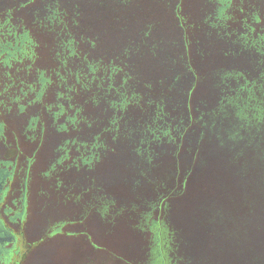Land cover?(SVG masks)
Segmentation results:
<instances>
[{
	"label": "trees",
	"instance_id": "obj_1",
	"mask_svg": "<svg viewBox=\"0 0 264 264\" xmlns=\"http://www.w3.org/2000/svg\"><path fill=\"white\" fill-rule=\"evenodd\" d=\"M216 7L0 0L4 135L43 152L75 216L123 225L130 255L105 248L120 264L165 240L180 262L198 232L212 247L203 218L264 217V0Z\"/></svg>",
	"mask_w": 264,
	"mask_h": 264
},
{
	"label": "flooded vegetation",
	"instance_id": "obj_2",
	"mask_svg": "<svg viewBox=\"0 0 264 264\" xmlns=\"http://www.w3.org/2000/svg\"><path fill=\"white\" fill-rule=\"evenodd\" d=\"M215 1L217 5L216 15L221 16L228 9L231 0ZM263 27V24L260 25L261 31H263ZM260 36L261 38L258 40L264 44V33H261ZM10 142L14 145H10ZM22 142L20 141V144ZM34 160L33 152L29 156H23L18 138L13 135L6 137L0 123V264H21L29 254L33 255L34 263H38V259H42L47 248L57 249L60 241H66L68 247L62 249L67 251V255L63 260L57 261L58 264H90L89 251L93 249H97L99 254H108L105 251L106 247L98 245L95 242V236L90 232V223H96L95 228H101L96 220L90 219L86 215V210H83L81 217L74 215L73 207L76 206L74 202L78 204L79 200L71 199L65 203L61 197L59 212L52 211L50 208L51 214L42 216L38 200L41 198L44 189H47V186L43 185L42 189L39 190L41 194L32 204V187L36 180L38 183L45 181V184L47 178H50L51 186L58 187L56 171L51 170L52 167L43 171L40 169L38 173L31 175V172L35 170L32 167ZM56 164H58L57 159L54 166ZM83 204H85L84 200ZM32 214L36 215V220L34 219L36 226L33 230L38 235L34 240H28L29 229L32 228L30 226ZM38 218L40 221L37 223ZM181 219L186 220V217ZM193 219L196 220V218ZM203 219L206 220L205 222L209 221L210 224H216L212 227L209 235L212 239L210 242L212 247H200L201 242L196 240L201 238V233L198 232L193 234V240L188 242L189 247L180 251V258L182 259L180 262L171 256V243L165 240L160 248L158 246L155 248L153 244L148 249L141 264H264V231L252 230L255 227L254 223L264 225L263 216H215ZM143 220L149 221L151 219L145 218ZM155 220L154 222H156ZM228 222L232 225L227 227L221 225ZM228 227L231 229L225 231L224 229ZM149 229L157 228L151 224ZM157 232L153 235H158ZM161 235L165 238L167 234L162 232ZM71 249H75V255L70 254ZM114 262L120 264L118 260Z\"/></svg>",
	"mask_w": 264,
	"mask_h": 264
},
{
	"label": "rangeland",
	"instance_id": "obj_3",
	"mask_svg": "<svg viewBox=\"0 0 264 264\" xmlns=\"http://www.w3.org/2000/svg\"><path fill=\"white\" fill-rule=\"evenodd\" d=\"M40 63L45 65L46 59L45 58L41 59ZM19 145L22 149L24 157L32 154V150H29V148L24 144V142H22ZM34 159L35 160L32 163V167L35 168V170L31 172L32 176L34 175V173H38V171L40 169H41L40 171L47 169L45 167L46 161H45V158H43V152L36 153V155L34 154ZM41 179H42V177H41ZM47 180H48V178H47ZM44 182L45 181H39V183H38L37 180L34 182V185L32 187V204H34V200L37 199V196L41 194V191H39V190H41L42 186L45 185ZM71 187H75L74 183H73V185H71ZM67 188H69V187L67 186ZM61 196L62 195L60 192L57 193L56 191L53 190L51 193V191L49 189L45 188L44 192L41 195V198L38 200V204L40 207L39 208L40 214L42 216L50 215L51 214L50 208H52V211L59 212L60 205H61L60 204ZM67 202H68V200L65 199V203H67ZM86 202H87V200L85 201V203ZM35 203H36V201H35ZM32 208H34V207H32ZM30 213H31V211H30ZM37 214L39 215V213H37ZM35 216L36 215H34V214H32V216H31L30 226L32 228L29 229V233L27 236L28 240H34L38 235L33 230V228H35V226H36ZM39 221H40V218H38L36 222L38 223ZM95 224L96 223H90L89 226H90V232L93 236H95V242L98 245H101V246L104 245L108 249L112 248L114 251H116L117 253H120V254L130 255V253H131V249H130L131 241L129 239L123 237V235H125V234L122 231L123 225L121 223H119V222L115 223L114 227L111 229L95 228V226H96ZM58 243L59 244L57 245V249L53 248L51 250L50 248H47L46 253H44L42 256V259H38V263H34L33 255L29 254L28 256H26V258L22 261L21 264H31V263H34V264H58L57 261L63 260L67 255V251L62 250V249H65L68 247L66 241H60ZM74 250L73 249L70 250L71 255H72V253H73V255H75ZM43 252H44V250L42 251V253ZM89 262H90V264H117L112 260V258L108 254H99L97 252V249H93L92 251H89Z\"/></svg>",
	"mask_w": 264,
	"mask_h": 264
}]
</instances>
